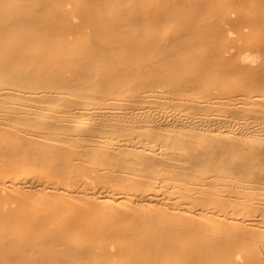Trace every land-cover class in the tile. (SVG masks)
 I'll return each mask as SVG.
<instances>
[{"label":"bare ground","instance_id":"obj_1","mask_svg":"<svg viewBox=\"0 0 264 264\" xmlns=\"http://www.w3.org/2000/svg\"><path fill=\"white\" fill-rule=\"evenodd\" d=\"M0 264H264V0H0Z\"/></svg>","mask_w":264,"mask_h":264}]
</instances>
